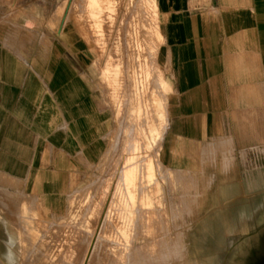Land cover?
<instances>
[{
  "label": "rangeland",
  "instance_id": "374dc122",
  "mask_svg": "<svg viewBox=\"0 0 264 264\" xmlns=\"http://www.w3.org/2000/svg\"><path fill=\"white\" fill-rule=\"evenodd\" d=\"M165 16L157 0H0V33L80 64L111 115L65 213H16L0 186V264H264V134L171 165Z\"/></svg>",
  "mask_w": 264,
  "mask_h": 264
},
{
  "label": "crops",
  "instance_id": "0c3cea01",
  "mask_svg": "<svg viewBox=\"0 0 264 264\" xmlns=\"http://www.w3.org/2000/svg\"><path fill=\"white\" fill-rule=\"evenodd\" d=\"M157 2L173 88L171 165H199L218 143L252 148L264 134V0ZM16 34L0 33V186L16 213L61 215L105 151L110 110L80 64H52L50 46L21 47Z\"/></svg>",
  "mask_w": 264,
  "mask_h": 264
}]
</instances>
